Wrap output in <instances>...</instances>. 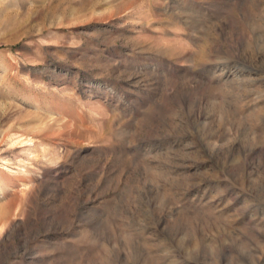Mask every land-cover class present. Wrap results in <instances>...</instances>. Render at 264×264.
I'll return each instance as SVG.
<instances>
[{
  "label": "rangeland",
  "instance_id": "374dc122",
  "mask_svg": "<svg viewBox=\"0 0 264 264\" xmlns=\"http://www.w3.org/2000/svg\"><path fill=\"white\" fill-rule=\"evenodd\" d=\"M0 264H264V0H0Z\"/></svg>",
  "mask_w": 264,
  "mask_h": 264
}]
</instances>
